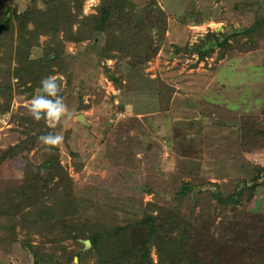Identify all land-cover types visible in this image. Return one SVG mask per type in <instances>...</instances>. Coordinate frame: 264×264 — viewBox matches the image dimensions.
<instances>
[{"label":"rangeland","instance_id":"374dc122","mask_svg":"<svg viewBox=\"0 0 264 264\" xmlns=\"http://www.w3.org/2000/svg\"><path fill=\"white\" fill-rule=\"evenodd\" d=\"M49 1L0 0V12L17 15L0 37V84L13 90L10 103L0 98V264H37L29 247L41 242H48L51 264H65L70 250L86 251L81 263L74 257L70 264H97L85 240L62 239V229L70 223L85 229V222L93 221L126 224L123 247L136 248L143 244L144 232L130 223L150 206L153 216L175 212L170 246L166 243L168 249L176 248L177 257L170 264H191L193 259L198 264H264V34L231 41L222 58L211 42V55L197 63L182 47L229 25L248 28L252 15L235 12V0H205L198 7L205 6L207 14L193 25L196 16L192 20L184 12L183 0H133L138 8H147L146 32L159 40L157 55L138 66L130 58L104 59L102 49L112 48L115 37L100 32L79 45L63 42L72 56L66 59L70 69L53 67L50 76L56 77L71 115L50 126L28 114L39 94L36 89L23 92L31 77H12L17 27L26 23L32 30L37 13L49 10ZM98 5V0H84L83 14H95ZM118 33L129 35L120 26ZM63 37L59 28L56 38ZM50 38L39 35L28 59L43 60ZM173 44L180 53H174ZM48 133L64 138L51 151L63 176H51L50 191L39 187L55 169L43 165L51 152L38 141ZM40 166L45 170L37 173ZM28 179L38 191L29 193ZM183 186L190 191L181 197ZM42 216L59 222L35 225L32 230L40 233L29 234L26 241V227ZM50 239L60 243L54 246ZM150 258L143 264H161L156 247Z\"/></svg>","mask_w":264,"mask_h":264},{"label":"trees","instance_id":"16d2710c","mask_svg":"<svg viewBox=\"0 0 264 264\" xmlns=\"http://www.w3.org/2000/svg\"><path fill=\"white\" fill-rule=\"evenodd\" d=\"M98 1L99 5L95 7V14L84 15L82 11L84 0H51L47 2L46 6L49 9L47 12H39L37 15L35 13L37 23L32 30L27 28L26 23L18 25V36L15 42L14 54L17 65L12 70V77L18 79V81L23 78L31 77L30 80L32 84L29 85L28 88L24 87L23 92H32L35 89L39 90L42 78L48 77L54 73L52 70L53 67H57L59 71H61V69H70L69 62L67 65L66 59L68 57L72 58V56L65 51L63 42L79 45L82 42L89 41L95 32L113 34L115 37L112 48L102 49L101 57L104 59L130 58L133 65L138 66L139 64L149 62L157 55L156 52L160 45L159 40L153 41L149 38V32H146L147 8H138L133 0ZM204 1L205 0H183V4H181L185 13L192 14V20L196 16V19L191 22L193 25H196L194 23L198 24V22H201L200 19L202 15L207 14L203 8L205 6L201 5L198 7V2L202 4ZM1 5L2 3L0 2V6ZM234 5L235 12L239 14L249 13L252 15L254 21L250 27L233 30L229 25L226 31L222 29L221 32L214 31L206 33L193 44H189L188 42L182 43V47L184 48L183 52L191 57L196 56L197 63L198 61L205 60L211 55L214 49L208 46V44L214 42L216 47L220 50L219 58H222L224 51L231 47V41L239 42L242 36H246L249 41H252L253 36H257L258 33L264 34V0H235ZM30 18L31 16L29 19ZM14 19H17L16 13L13 12V14L10 15L8 10L6 12H0V37L3 33L12 28ZM62 19L67 22V25L61 26ZM180 25L181 27L184 26L182 24ZM73 26H76L75 31L72 30ZM119 26L125 28L129 35L119 34ZM59 28L64 31V37L60 41L56 38ZM42 34L51 35L49 42L51 44L48 46L45 44V58L43 60L31 61L28 59L30 47L37 44L38 36ZM261 38V40L264 39V37ZM243 45H245V43H243ZM179 48L180 46H173L175 54L180 53ZM2 71L3 70L0 69V74H2ZM69 80H71V78ZM12 97V87L9 84H0V98L10 103ZM61 98H63L62 94ZM260 137L264 138V131L261 132ZM49 156L50 158L46 159L43 165L47 166V164H54V173L45 177L46 179L43 180L39 186L41 190L47 191H50L47 185L48 182L53 179L51 176L57 175L61 179L63 176V169L60 168L57 161V154L51 152ZM44 166L36 167L37 173L43 172L45 170ZM28 180V184L31 185L28 186L31 191L29 193L31 194L33 191H38L39 187H37V189L34 187L36 185L35 182L31 179ZM189 191V186H183L180 196H184V194ZM212 196L213 198L220 199L219 195L213 194ZM232 198L233 197H229L228 202H230ZM150 208L151 210H148V213H145L139 220L130 223V225L142 227L144 232V242L136 248L129 249L123 247L122 231L129 226L126 224L122 226L115 225L113 222H85V224L88 225V228L86 226L85 229L82 225L80 228L78 223H70V227L62 229V237H64L62 239H72L76 244H79V239L88 240L91 244L89 250L96 256L97 264H126L134 257H137L134 259V261H137L134 264L138 262H142L143 264L146 259L150 261V251L153 247L157 248L158 259L161 264L175 263L177 257V254H175L176 248L175 250H173L172 247L168 249L169 242L167 241L168 236H171L174 231L175 212L168 211L164 216H153L150 212L153 208L151 206ZM49 219L59 222L57 218L53 219L51 216H42L39 220H36V223L26 227V229L29 230L26 241H28L29 234L31 235L33 232L40 233V230H32L35 225L39 224L41 227L44 226L43 228H45ZM41 227L40 229L42 230L43 228ZM53 237H55V234ZM48 241H50V243L52 242L51 239ZM166 242H168V244ZM46 243L48 242H41L39 246L36 244L35 247H29V252L35 258L37 264H49L51 262L49 258H52V254L47 253L45 249ZM52 243L55 246V244L58 245L60 241L56 240ZM161 246L164 247V250L159 249ZM81 248H83V245ZM65 249V247L61 246L62 251H65ZM83 252L70 250L65 264L72 263L74 257L78 259V263H81ZM54 263L57 264L55 260L52 261V264ZM198 263L199 262L194 259L193 262H191V264Z\"/></svg>","mask_w":264,"mask_h":264},{"label":"clouds","instance_id":"9594fccd","mask_svg":"<svg viewBox=\"0 0 264 264\" xmlns=\"http://www.w3.org/2000/svg\"><path fill=\"white\" fill-rule=\"evenodd\" d=\"M61 89L56 77L48 76L41 80L39 94L35 95L28 107V114L36 121L46 119L50 126H55L63 116H70L67 105L59 95ZM49 97H52L50 99ZM63 136L51 133L38 137V141L45 146V151L51 152L63 142Z\"/></svg>","mask_w":264,"mask_h":264},{"label":"water","instance_id":"95a60500","mask_svg":"<svg viewBox=\"0 0 264 264\" xmlns=\"http://www.w3.org/2000/svg\"><path fill=\"white\" fill-rule=\"evenodd\" d=\"M110 78L112 79L113 77L110 76ZM59 95L61 96L60 93H59ZM76 119H77L80 123H83V124H84V122H85V119H84V117H83L82 115H78V116L76 117ZM83 244H84V246L87 247V248L91 246V244H90V242H89L88 240L83 241ZM75 261H76V259H75ZM75 261H74V262H75Z\"/></svg>","mask_w":264,"mask_h":264}]
</instances>
